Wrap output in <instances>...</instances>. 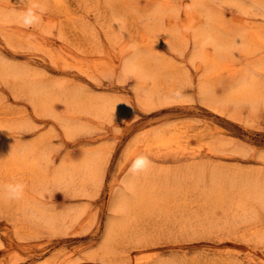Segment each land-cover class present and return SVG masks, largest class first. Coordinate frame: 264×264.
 <instances>
[{
	"label": "rangeland",
	"instance_id": "374dc122",
	"mask_svg": "<svg viewBox=\"0 0 264 264\" xmlns=\"http://www.w3.org/2000/svg\"><path fill=\"white\" fill-rule=\"evenodd\" d=\"M200 28L218 42H193ZM135 49L149 75L123 68ZM247 78L264 84V0H0V264H264V213L227 221L226 192L211 199L187 183L150 186L104 243L134 161L264 175V103L209 100L198 87ZM163 139L172 151H158ZM36 143L48 162L31 171L18 147ZM93 152L104 168L97 191L48 176L46 165ZM35 206L53 221L34 218Z\"/></svg>",
	"mask_w": 264,
	"mask_h": 264
},
{
	"label": "bare ground",
	"instance_id": "6f19581e",
	"mask_svg": "<svg viewBox=\"0 0 264 264\" xmlns=\"http://www.w3.org/2000/svg\"><path fill=\"white\" fill-rule=\"evenodd\" d=\"M206 1L207 0H198V2L202 3H205ZM194 5L197 6L199 3H194ZM190 9H192V7ZM158 13L159 10H153V13H151L149 18L156 19V15H158ZM210 16L211 14L208 12V18H210ZM215 33H217L215 30L200 28L193 32L192 40L193 42L197 40H202L204 42V36H207L214 45L213 41L215 40L218 42L219 40V37ZM170 36L171 34L169 33L167 36V42L171 44L173 39ZM183 46L184 45H182V47ZM215 47L220 46L217 45ZM220 50L221 51H219V53H226V51H223L221 48ZM140 54L141 53L135 49L133 53L124 61L123 68L125 70L136 71L137 73H140L141 76L149 75L148 70L144 69V66L142 65L143 63L140 61ZM213 61L214 59L212 57H209L207 60L206 64H209L207 66L209 70L214 69ZM4 65L6 67L5 70L9 73L11 71L16 72L17 70L14 69L15 65L10 63L6 62ZM212 73L217 74V70H213ZM198 87L202 96L209 98V100L218 102H234L236 99H243L251 106L258 104L259 102L264 103V84L261 85L256 80H250L249 78L246 80L243 79L237 86L230 85L224 79H220L218 82H213L210 79H206L203 81V83L199 82ZM40 88L43 90L46 89L44 86ZM79 97L80 96L77 94H73L71 96V98L74 100ZM94 98L96 97H93V99ZM95 102L97 105L103 106V104H106L107 106V101L103 99L96 98ZM108 104L110 105H108V111H110V108H112L114 111V107L116 105L110 104L109 102ZM116 109L117 106L115 107V110ZM17 147V145L16 147L12 146V150L10 151L6 149V151L10 153L6 156L11 158L15 156L17 157L16 152L18 148H20L22 150V153L20 151V156H22L24 167L26 169H30L31 171L42 170L43 165L48 162L47 155L44 152V149L41 148L42 144L40 143L25 145L22 148ZM156 147L158 151H172L171 149L173 148V142L172 140L166 139ZM42 155L45 156L44 159ZM3 156H5V154L1 150L0 157ZM46 169L49 171L48 176L51 177L52 181L58 180L61 176L70 175L74 177V175H76L79 177L81 184L90 183L92 184V187L93 184H96L94 191L98 190L104 176L102 158L95 152L91 154H82L81 156L73 159H64L59 166L52 169L48 168L46 165ZM41 172L44 176H47L48 174L47 171ZM121 182L122 188L115 190L113 194L110 207L111 215L106 220V241H104V243L108 242L107 240L115 235L117 229H119L121 225L125 224L128 220H131L136 204L143 200L145 193L147 194L150 192V186H153V184H156V182H160L159 184H161V189H164L165 191H167L170 186H183L186 183L189 186L200 185L202 188L201 190L207 191V196H210L211 199V195H213L215 198L217 197L216 195H218L217 198H219V195L221 196L223 192H226L227 196H230V199H232L231 204L235 206L233 210H229L225 213L226 216H229L225 219L227 221L243 220L244 218H254V221H260L258 212L264 213V175L260 174H251L244 171L233 172L217 167L207 168L206 170V168L203 166H189L183 169L168 171L167 169L163 168L154 169L152 165L146 162L145 159H139L136 162H133L128 172L122 178ZM28 212L33 214L34 218L36 217L38 221H53V219L48 216L49 213L47 214L46 211L39 206L29 208Z\"/></svg>",
	"mask_w": 264,
	"mask_h": 264
}]
</instances>
